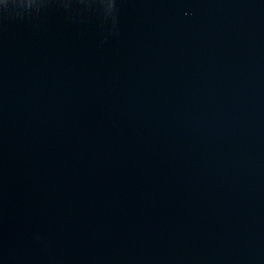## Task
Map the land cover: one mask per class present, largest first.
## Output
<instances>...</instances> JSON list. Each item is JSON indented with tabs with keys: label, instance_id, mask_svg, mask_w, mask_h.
<instances>
[{
	"label": "water",
	"instance_id": "1",
	"mask_svg": "<svg viewBox=\"0 0 264 264\" xmlns=\"http://www.w3.org/2000/svg\"><path fill=\"white\" fill-rule=\"evenodd\" d=\"M0 264H264V0H0Z\"/></svg>",
	"mask_w": 264,
	"mask_h": 264
}]
</instances>
